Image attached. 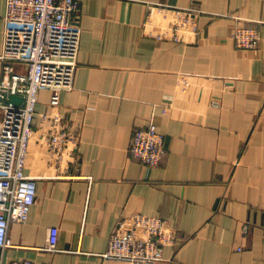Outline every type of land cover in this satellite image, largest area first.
<instances>
[{
    "label": "crops",
    "instance_id": "obj_1",
    "mask_svg": "<svg viewBox=\"0 0 264 264\" xmlns=\"http://www.w3.org/2000/svg\"><path fill=\"white\" fill-rule=\"evenodd\" d=\"M148 4L197 8L199 34L184 43L144 36ZM4 6L0 0V53ZM77 7L73 83L59 94L77 153L59 171L35 132L24 167L35 199L27 221L10 224L5 259L125 264L103 254L117 221L140 213L177 230L156 264H264V0H77ZM237 27L258 30L255 50L235 46ZM49 97L39 91L37 112L51 110ZM149 122L167 148L152 168L127 151L132 131Z\"/></svg>",
    "mask_w": 264,
    "mask_h": 264
},
{
    "label": "built area",
    "instance_id": "obj_2",
    "mask_svg": "<svg viewBox=\"0 0 264 264\" xmlns=\"http://www.w3.org/2000/svg\"><path fill=\"white\" fill-rule=\"evenodd\" d=\"M77 8V0H5L0 53V264H35L7 261L2 254L10 246V224L25 223L34 203L35 179L24 174V167L35 132L57 170H67L75 160L79 136L65 124L59 94L73 83L80 39L73 20ZM199 15L195 7L148 4L141 33L157 41L188 42L199 34ZM231 38L237 48L248 50H255L260 41L253 27H237ZM177 85L184 91L188 83L181 77ZM42 89L50 92L49 112L36 111ZM8 95L23 101L5 103ZM127 151L152 168L167 148L164 136L149 122L132 131ZM176 233L165 217L131 214L117 221L103 257L125 264H156L163 249L173 246Z\"/></svg>",
    "mask_w": 264,
    "mask_h": 264
},
{
    "label": "water",
    "instance_id": "obj_3",
    "mask_svg": "<svg viewBox=\"0 0 264 264\" xmlns=\"http://www.w3.org/2000/svg\"><path fill=\"white\" fill-rule=\"evenodd\" d=\"M4 101L5 103H12L13 105H19L23 101V98L16 95H8L4 99Z\"/></svg>",
    "mask_w": 264,
    "mask_h": 264
}]
</instances>
